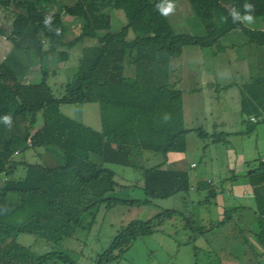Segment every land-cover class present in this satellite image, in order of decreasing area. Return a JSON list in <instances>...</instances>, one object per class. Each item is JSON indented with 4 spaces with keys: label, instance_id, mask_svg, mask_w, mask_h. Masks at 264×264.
Listing matches in <instances>:
<instances>
[{
    "label": "trees",
    "instance_id": "trees-1",
    "mask_svg": "<svg viewBox=\"0 0 264 264\" xmlns=\"http://www.w3.org/2000/svg\"><path fill=\"white\" fill-rule=\"evenodd\" d=\"M5 1L8 7L13 4L22 11H15L7 35L12 49L3 61L14 73L20 95L0 75V264H78L61 252L38 254L17 237L27 233L60 245L76 238L84 229L83 216L101 206L106 210L153 206L156 200L175 196L188 199L194 188L216 198L218 187L212 180L194 185L192 167L167 161L169 153L186 151L190 133L225 144L229 136L223 132L218 138L203 126L186 127L184 90L170 82L171 60L179 58L186 47H210L232 30L247 35L248 44L264 46V29L233 23L228 16L232 6L243 12L246 0H185L203 23L205 36L178 33L168 15L162 14L164 3L181 0H77L59 11L53 10L57 0ZM247 2L256 6L254 18L264 19V0ZM110 9L123 10L126 24L117 32L100 35L110 28ZM64 14L82 21L80 32L69 39ZM47 16L52 17L51 30L44 24ZM0 34L5 35V29L0 28ZM89 39L78 57L77 72L63 86L62 96H57L48 83L55 74L51 61L67 62L71 51ZM35 60L40 81L28 80ZM127 63L133 75H127ZM95 102L100 106V130L61 110L68 103ZM242 112L256 120L264 118V75L247 86ZM6 115L11 116V127L3 122ZM29 149L37 155L42 150L51 154L58 150L64 162L55 167L31 162L24 155ZM145 151L163 155L165 162L146 167ZM107 164L139 170V185H121ZM243 176L257 203L255 219L260 230L255 236L260 249L245 243L259 258L264 255V155L248 163ZM131 187L141 188L145 199L109 196ZM235 210H225V218L211 226L228 223ZM177 215L193 230L191 241L203 235L205 226L195 218L166 209L153 219L123 225L90 264H113L137 239L153 234L156 227Z\"/></svg>",
    "mask_w": 264,
    "mask_h": 264
},
{
    "label": "rangeland",
    "instance_id": "rangeland-1",
    "mask_svg": "<svg viewBox=\"0 0 264 264\" xmlns=\"http://www.w3.org/2000/svg\"><path fill=\"white\" fill-rule=\"evenodd\" d=\"M2 1L5 0H0V27L5 22L2 27H5L6 35H8L10 32L8 25L14 19L15 11H22V9L13 4L8 8ZM57 1V5L53 7L55 11H59L63 5L71 6L77 0ZM171 3L174 5V11L168 14V18L174 30L191 36L207 34L200 18L187 1ZM168 4L164 3L162 7L166 8ZM109 13L111 16L110 28L107 31H101L100 35H104L106 32H117L126 24L123 10L110 9ZM63 19L68 39L80 32L82 21L79 18L64 14ZM246 26L264 29V19L254 18V23ZM134 35L131 33V36ZM90 41L92 40L84 41L73 49L67 62L51 61V67L55 69V74L51 75L48 83L57 96H62L63 86L77 72L81 49ZM248 41V36L240 30H232L210 47H186L179 58L171 60V66L173 68L172 64L176 63L177 66L178 62L188 61L191 67L189 69L195 73L197 83L198 80L203 82L204 78L208 80V84L201 85L199 82L203 88L200 99L202 101V103L200 102L202 105L201 117L199 112L197 114L202 122L201 126L218 138L222 137L223 132L228 133L227 141L232 143L234 150L239 151L244 148L249 153L254 149L255 158L258 159L260 155H264V118L259 117L258 121L253 123L252 116H247L242 112V102L247 93V86H250L256 77L264 75V48H257L255 45L248 44ZM10 47H12V43L0 34V60L4 53L10 50ZM176 66L174 67L176 68ZM182 70L183 68H180V71ZM175 72V70H171L170 77L175 76L177 74ZM126 73L127 75L134 73V69L129 63H127ZM29 79L32 81L41 80L37 60L30 68ZM169 79L171 81V78ZM196 79L190 83L194 84ZM174 80L172 79V81ZM8 83L20 95L15 76L12 75ZM175 87L184 88L182 85H175ZM198 107H195V110L199 111ZM61 110L64 114L85 125L96 130L101 129L100 106L97 102L68 103L62 105ZM207 110L218 115L224 123L222 128L219 125L213 131L211 126L214 122L207 118ZM190 134L187 138L190 146L185 156L187 160L191 157V160L198 163L196 169L190 168L191 175L197 173L199 178L213 179L212 184L220 183L224 179L223 189L218 191L216 198H208L207 191H200L192 192L190 201L186 202L181 196H175L171 199L156 200L153 206H116L111 210H106L101 206L94 209L92 214L83 216L84 229L76 238L66 239L60 245H51L46 240L27 233L19 234L17 241L26 247H31L38 254L56 251L68 255L78 264H90L98 253L109 246L123 225L133 220L147 221L166 209H173L182 212L187 217L195 218L198 225L205 226L203 235L197 237L195 241H191L193 230L186 226L181 216H173L161 226L156 227L153 234L137 239L124 256L113 264H254L255 256L250 246L254 250L260 249L255 236V233L260 230V223L255 219L257 203L251 193L238 195V192L242 191L244 187H248L250 190L249 181L241 175L242 172L239 170L228 172L229 154L227 149L230 147H226L225 143H213L212 138L200 139L195 133ZM55 152L51 154L42 150L41 155H37L29 149L25 151L24 155L31 162L55 167L64 162L63 154L58 150ZM163 162H165L163 155L145 151L144 165L146 167ZM107 167L116 173V180L121 185H139L141 180L139 170L113 164H107ZM234 173L237 178L232 182L231 178ZM226 175L230 177L228 180H225ZM109 196L121 199H145L146 197L144 191L139 187L118 189ZM239 204H243L244 208L234 211L232 220L220 227L211 226L225 218V210L228 212L232 206ZM245 240L250 246L243 243Z\"/></svg>",
    "mask_w": 264,
    "mask_h": 264
},
{
    "label": "crops",
    "instance_id": "crops-1",
    "mask_svg": "<svg viewBox=\"0 0 264 264\" xmlns=\"http://www.w3.org/2000/svg\"><path fill=\"white\" fill-rule=\"evenodd\" d=\"M8 8H10V7H8ZM11 23H12V21H11ZM3 25H5V22L3 23ZM8 26L11 28V24L8 25ZM2 28L4 29L5 27H2ZM6 32H7V30L5 29V33ZM2 36L7 39V35L6 34L2 35ZM255 47L264 48V46H255ZM11 49H12V47H10V50L7 53H4L3 57L1 58L2 61L0 60V75L2 77H4L7 80V82L9 81V78L11 79L12 75L14 77V73L11 71V69L6 64L3 63V61H4V58L7 56V54L11 51ZM33 64H32V66H33ZM175 64H172L173 68L171 66V70L172 71L175 70L176 71L175 73H177V74L175 76L170 77L171 78L170 82L172 84L176 85V86L182 85L184 87V88H181V87H178V88H181V89L184 90L183 102H184V121H185V125H187V124L190 125L189 127L186 126L188 129H193V128L200 127L202 125V122L199 119V115L201 117V114H202V105L200 104V102L202 103V101H200V99L202 98V94L201 93H202V90H203L201 85L202 84H208V80L206 78H204L203 82L201 80H198V83H197V79L195 77V73L191 69H189L191 67L189 66V62L188 61H183V62L181 61L180 63L179 62L177 63L178 67L180 66L181 69L183 68L182 71H180V68H177V66ZM174 66H176V68ZM29 74H30V71L28 72V78H29ZM172 79H175V80L172 81ZM195 79H196V81L194 82V84L197 83L196 86H194V84L190 83L192 80H195ZM29 80H31V79H29ZM199 82H200L201 85L199 84ZM195 100H196V104L194 105V101ZM192 103H193V105H192ZM199 104H200V108L198 107ZM195 107H198L199 111L195 110ZM198 112H199V115H197ZM207 118L208 119L210 118L211 120H213L214 124L211 126L213 129L218 128L219 125H221L220 127L222 128V125H224L223 121L218 117V115L212 113L210 110H207ZM191 119H193V120L191 121ZM187 121H188V123H187ZM251 121L254 122V121H256V119L253 120V118L251 117ZM190 135L191 134H189L187 136V138ZM111 140L113 142H116V143L119 142V139L117 137H114V136H111ZM189 146H190V144H189V141L187 139V149H186V151L185 152H171V153H169L168 156H167L168 163L169 164L182 163L183 165L189 166L191 168L192 167V163H197V162L194 161V160H191V157H189V156H187V157H189V160L186 159L185 153L189 150ZM226 147H230V148L227 149V153L229 154L228 155L229 156V166H227L228 172L231 173L232 171L236 172V170H239V171L242 172L241 175L243 176L245 174V172H246V165L248 163H251V161L256 159L255 158L256 156H255V153H254V149L250 150L249 153H247V151H245L244 148L240 149L239 151H237V150H234V146L232 145L231 142L226 144ZM197 167H198V163H197V165L195 167H192V169H196ZM191 176H192V182H193L194 185L198 181L205 180L204 178H199L197 173H193ZM229 178L230 177H228V175H226L225 180H228ZM236 178H237V176H235V173H234V175L231 178L232 182L236 181ZM207 180L209 181V180H213V179L207 178ZM223 183H224V179H222L220 181V183H215V182L213 183L214 185H216V187H218L217 195H218V191H220V189H223ZM231 188L233 190V187H231ZM193 192H197L198 193V190H195V188H194ZM249 193H251L249 188L248 187H244L242 191L238 192V195L239 194L240 195H248ZM251 196L254 199V196H253L252 193H251ZM181 198L183 199L184 202H186L188 200L190 201V198H188V199H185L183 197H181ZM192 203L195 204V202H192ZM240 208H244L243 204L234 205L230 209H237L235 211H238ZM247 209H249V208H247ZM243 243H245V241ZM245 245H246V243H245ZM254 262H255L254 264H264V255L259 257V258H255Z\"/></svg>",
    "mask_w": 264,
    "mask_h": 264
},
{
    "label": "clouds",
    "instance_id": "clouds-1",
    "mask_svg": "<svg viewBox=\"0 0 264 264\" xmlns=\"http://www.w3.org/2000/svg\"><path fill=\"white\" fill-rule=\"evenodd\" d=\"M159 7V6H158ZM243 12L238 10L236 7L232 6L228 8V16L231 17L232 22L236 24H244V25H251L254 23V13L256 11V6L252 3H248L247 0L243 4ZM174 11V5L169 2L168 6L166 8H162L161 12L163 15L167 16L169 13ZM51 21L52 17L47 16L44 20L45 27H48L49 30H51ZM56 32L59 33V29H56ZM168 118L167 116L165 117ZM3 122L11 127V116L6 115L3 118Z\"/></svg>",
    "mask_w": 264,
    "mask_h": 264
},
{
    "label": "built area",
    "instance_id": "built-area-1",
    "mask_svg": "<svg viewBox=\"0 0 264 264\" xmlns=\"http://www.w3.org/2000/svg\"><path fill=\"white\" fill-rule=\"evenodd\" d=\"M253 120H255V119L253 118ZM18 152H19L18 150L15 151V154H17ZM192 166L195 167L196 166V163H192Z\"/></svg>",
    "mask_w": 264,
    "mask_h": 264
}]
</instances>
